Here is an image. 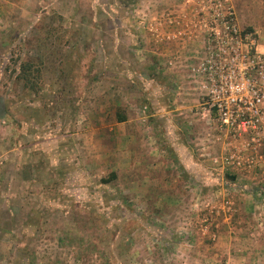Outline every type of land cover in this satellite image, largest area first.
I'll list each match as a JSON object with an SVG mask.
<instances>
[{
	"label": "rangeland",
	"instance_id": "obj_1",
	"mask_svg": "<svg viewBox=\"0 0 264 264\" xmlns=\"http://www.w3.org/2000/svg\"><path fill=\"white\" fill-rule=\"evenodd\" d=\"M256 51L264 0H0V264H264V121L212 106Z\"/></svg>",
	"mask_w": 264,
	"mask_h": 264
},
{
	"label": "built area",
	"instance_id": "obj_2",
	"mask_svg": "<svg viewBox=\"0 0 264 264\" xmlns=\"http://www.w3.org/2000/svg\"><path fill=\"white\" fill-rule=\"evenodd\" d=\"M225 29L237 32L233 17H224ZM237 36H231L234 40ZM249 38V34L245 36ZM238 42V40H236ZM250 43L255 44L253 38ZM232 48V47H231ZM248 64L257 67L258 76H246L240 74V70L233 63L219 60L216 62L218 74L212 79L213 102L220 116L231 126H238L243 130H256L264 121V54L255 52L252 56L248 55ZM229 162V160L227 161Z\"/></svg>",
	"mask_w": 264,
	"mask_h": 264
},
{
	"label": "crops",
	"instance_id": "obj_3",
	"mask_svg": "<svg viewBox=\"0 0 264 264\" xmlns=\"http://www.w3.org/2000/svg\"><path fill=\"white\" fill-rule=\"evenodd\" d=\"M116 115H117V117H116V120L118 121V122H124L126 119H127V114H124V113H122V112H120V111H118L117 113H116ZM123 116H124V119L122 120L121 118H123ZM191 157V162H192V164L194 165H196L195 166V170H198L199 169V167H204V166H202V165H200V163H201V161H200V159L199 158H197V156H193V155H191L190 156ZM190 157H186V160H188V158H190ZM211 171V169H208L207 170V172H208V174H209V172ZM112 172H115L116 173V171H112ZM212 172V171H211ZM210 175V174H209ZM211 175H212V173H211ZM192 176H193V174H192ZM116 180V177L115 178H113L112 180ZM171 192V191H170ZM168 192V190L167 191H162V192H160V196H165V194L167 195V197L168 196H170L171 194H173V192ZM166 197V198H167Z\"/></svg>",
	"mask_w": 264,
	"mask_h": 264
},
{
	"label": "trees",
	"instance_id": "obj_4",
	"mask_svg": "<svg viewBox=\"0 0 264 264\" xmlns=\"http://www.w3.org/2000/svg\"><path fill=\"white\" fill-rule=\"evenodd\" d=\"M30 68H31V66H30V64L27 62H25L24 64H23V66H22V70H21V72L19 73V77L20 78H23L24 80H26V79H28V76H29V71H30ZM122 120L124 119V116H123V118H121ZM108 181L109 180H105V178H103V182H105V183H108Z\"/></svg>",
	"mask_w": 264,
	"mask_h": 264
}]
</instances>
